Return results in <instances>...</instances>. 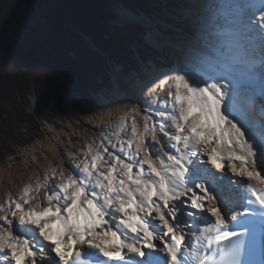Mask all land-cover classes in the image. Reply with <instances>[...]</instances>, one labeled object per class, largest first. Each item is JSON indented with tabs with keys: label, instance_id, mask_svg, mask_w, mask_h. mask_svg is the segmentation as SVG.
<instances>
[{
	"label": "snow or ice",
	"instance_id": "obj_1",
	"mask_svg": "<svg viewBox=\"0 0 264 264\" xmlns=\"http://www.w3.org/2000/svg\"><path fill=\"white\" fill-rule=\"evenodd\" d=\"M199 7L185 66L105 100L123 111L116 143L88 144L69 175L0 203V262L264 264V120L236 105L246 76L264 96V0Z\"/></svg>",
	"mask_w": 264,
	"mask_h": 264
},
{
	"label": "rangeland",
	"instance_id": "obj_2",
	"mask_svg": "<svg viewBox=\"0 0 264 264\" xmlns=\"http://www.w3.org/2000/svg\"><path fill=\"white\" fill-rule=\"evenodd\" d=\"M57 1L0 0V74L21 60L32 43L39 42L47 36L50 14L54 11ZM154 1L155 9H152L151 13H139L144 15L145 22H147L144 23L148 26H144L145 33L140 35L139 41L132 45L131 49L134 52L131 54L132 60L129 66L108 60L109 69L102 77L97 78L92 89L88 88L82 91L80 89L78 91L77 88L62 89L57 99L45 103L40 115L35 90L29 95L26 104H28L29 112L36 117L40 128L37 129L35 121L25 122L20 123L19 127L13 129L10 134L3 135L4 141L0 143L2 144L0 146V186L1 193L3 192L0 201L9 194L13 195V191L18 193L21 187L26 185L25 179L20 175L27 177L41 174L36 163L30 162L28 168L24 167L23 150L33 146L36 154L41 156L47 144L54 140L55 134H61L62 141L67 146L72 144L73 155L68 154L66 158L64 157L58 162L55 159L57 164L55 170L63 171L65 176L69 175L72 167L79 164L84 158L83 152L86 146L90 143H97L96 137L99 138L105 127L104 123L108 124L106 113L98 114L102 96L113 97L117 82L122 88H127L132 78L146 73L153 60L158 67L172 66L177 61L185 65L184 61L181 62V55L184 54L186 43L193 39L194 32V22L190 16L185 14L191 0ZM159 1H162V4ZM121 4L123 3L120 0H111V6L117 15L112 19V22L117 25L129 23L121 18ZM131 10L138 12L139 9ZM152 38H157V44L150 41ZM262 100H264L263 97H261ZM256 104L253 107H257ZM8 108L13 111L14 106L8 104ZM149 111L152 110L149 109ZM259 113L258 116L263 117L262 112ZM46 124L51 125L54 129L48 128ZM124 136L122 134L121 138ZM69 138L71 139L69 140ZM116 140L114 139L112 142L114 143ZM10 172L15 177L12 175L10 178ZM49 175L51 177L52 171L49 172ZM58 182V178L49 181L52 185Z\"/></svg>",
	"mask_w": 264,
	"mask_h": 264
},
{
	"label": "trees",
	"instance_id": "obj_3",
	"mask_svg": "<svg viewBox=\"0 0 264 264\" xmlns=\"http://www.w3.org/2000/svg\"><path fill=\"white\" fill-rule=\"evenodd\" d=\"M120 1L147 14L155 9L154 0ZM116 17L111 0L57 1L47 36L32 43L21 60L0 74V143L20 123L35 121L40 128L26 104L33 90L40 115L45 103L57 99L62 89H92L109 69L108 60L131 64L132 45L145 28L139 23L114 24Z\"/></svg>",
	"mask_w": 264,
	"mask_h": 264
},
{
	"label": "bare ground",
	"instance_id": "obj_4",
	"mask_svg": "<svg viewBox=\"0 0 264 264\" xmlns=\"http://www.w3.org/2000/svg\"><path fill=\"white\" fill-rule=\"evenodd\" d=\"M202 0H191L190 2V6L187 8V11L185 12V14L187 16H190L192 18V21L194 22L196 20V18L201 14V9L199 7V5L201 4ZM235 2H240V0H235ZM247 2L249 3H256V0H247ZM123 9L127 10V14L130 18L135 19L136 21H144L145 22V18L144 15H140L138 12H135L134 10L131 9H127L123 6H121ZM120 15L121 18L123 20H127L125 18V16L122 14L121 10H120ZM147 23V22H145ZM144 23V24H145ZM146 25V24H145ZM148 26V25H146ZM150 41L154 44H157V38L155 39H150ZM192 42V39L189 40L188 43H186L185 49L188 47V45ZM257 60L259 61V58H257ZM184 61L185 62V58H184V54L181 55V62ZM189 67H194L193 64H191L190 62L188 63ZM182 65L180 64L179 61H177L175 64H173L172 66H168V67H158L155 63V61L153 60L151 62V66L146 70V73H150V72H168L172 69H178L181 68ZM145 73V74H146ZM262 92V88H261V83H260V77L258 74H256L254 77L251 76H246L244 78V91L237 95L236 97V105L243 110V112L245 113V115L247 116V118L254 123L255 125H259L260 121L264 120V104L261 103V97L264 98V96H262L261 94ZM115 94V93H114ZM102 96V95H101ZM107 97V96H106ZM104 96H102L101 100H100V108L98 110V114H104L106 113V118L108 120V124L104 123V129L101 131L99 138L97 139L96 137V142H93L95 144H99L98 142H100L101 138L104 136H111L112 137V141H114V139H116L114 132L117 129V123L119 120V117L123 115V111L120 110L118 111L117 108L119 107L118 105H114V104H105V100L108 99V97L106 98ZM254 100H256L258 102L257 107H253L255 102H253ZM259 100V101H258ZM254 103V104H253ZM248 110V111H247ZM259 112H262V116H258L260 115ZM105 118V117H104ZM100 119V118H98ZM137 122L140 125V127H143V120L140 117H137ZM156 119H159V117H157ZM253 120V121H252ZM105 121V120H104ZM130 118H129V124H130ZM48 128L50 129H54L51 125L46 124ZM123 135H128L130 134V128L122 133ZM121 134V135H122ZM55 138L54 140L50 141L46 148L44 149L43 153L41 156H38L36 154V152L34 151L33 146H30L29 148H27L26 150L22 151V155L24 157V167L29 166L30 162L31 163H36L37 167L39 168V170L41 171V174H37L34 176H27V177H22V175H20L21 178H24L26 181V184H28L29 182L34 183L37 177H40L41 179L44 178L45 175L50 176L49 172L52 171L53 169H56V162H58V160H61L62 158H66L68 154H72L73 155V150L71 149V145L67 146L66 143L64 141H62V135L59 133L55 134ZM86 135V134H85ZM82 138V137H81ZM85 138V137H84ZM89 138V137H88ZM92 138V137H91ZM90 138V139H91ZM94 138V137H93ZM71 138H69L70 140ZM89 139V140H90ZM81 140V139H80ZM79 141V140H78ZM87 141V139H86ZM117 141V140H116ZM115 141V142H116ZM114 142V143H115ZM70 143V141H69ZM87 144V143H86ZM81 145V144H80ZM77 150V149H76ZM75 154V152H74ZM71 156V155H69ZM81 156V155H80ZM56 159V160H55ZM55 160V161H54ZM65 162V161H64ZM64 164V163H63ZM37 168V169H38ZM58 168V167H57ZM65 169V168H64ZM19 170V169H18ZM38 170V171H39ZM59 170V169H58ZM18 172V171H17ZM58 172V171H57ZM11 173V172H10ZM25 174V173H24ZM36 174V173H35ZM13 174H10V178H12ZM14 176V175H13ZM15 177V176H14ZM19 178V177H18ZM14 179V178H13ZM10 180V179H9ZM12 180V179H11ZM11 182V181H10ZM7 185V184H6ZM3 187V186H2ZM24 187V186H23ZM23 187H21V190L18 191V193L13 191V195L14 196H19L22 193V189ZM5 188V187H4ZM7 188V187H6ZM6 190V189H5ZM13 190V189H12ZM7 191V190H6ZM9 191V190H8ZM3 193V192H2ZM1 186H0V196H1ZM43 191L41 190V195H42ZM8 196V195H7ZM5 199L1 200L0 203H3ZM0 264H4V262H0Z\"/></svg>",
	"mask_w": 264,
	"mask_h": 264
},
{
	"label": "water",
	"instance_id": "obj_5",
	"mask_svg": "<svg viewBox=\"0 0 264 264\" xmlns=\"http://www.w3.org/2000/svg\"><path fill=\"white\" fill-rule=\"evenodd\" d=\"M121 6L127 8L126 5H124V3L121 4ZM129 9H132V8H129ZM135 12H137V11H135ZM138 13H140V14H144V12H143V11H140V10H138ZM126 22H127V21H126ZM137 23H139V24H141V25H143V26H146V25H144V21H138Z\"/></svg>",
	"mask_w": 264,
	"mask_h": 264
}]
</instances>
